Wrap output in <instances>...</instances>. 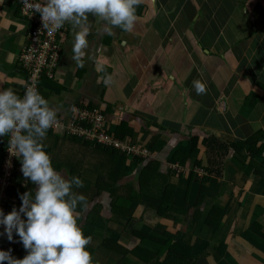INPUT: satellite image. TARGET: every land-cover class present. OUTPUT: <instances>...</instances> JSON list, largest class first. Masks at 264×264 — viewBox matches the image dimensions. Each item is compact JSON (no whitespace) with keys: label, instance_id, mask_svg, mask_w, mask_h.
<instances>
[{"label":"crops","instance_id":"0c3cea01","mask_svg":"<svg viewBox=\"0 0 264 264\" xmlns=\"http://www.w3.org/2000/svg\"><path fill=\"white\" fill-rule=\"evenodd\" d=\"M137 15L132 32L117 28L113 35L89 16L88 51L105 65L110 84L99 82L103 74L92 60L83 68L71 60L68 25L54 80L39 88L57 118L75 106L99 109L108 132L146 147L145 165L153 162L165 178L157 183L175 190L178 212L161 216L124 204L127 214L114 215L115 190H98L95 173L109 182L106 167L115 158L47 133L44 150L53 167L84 182L73 191L88 202L78 206V222L92 237L87 250L94 264H167L171 254L178 263L194 256L195 264H264V0H144ZM28 31L15 0H0V90L21 95L26 76L19 57ZM195 79L206 84V94H196ZM175 155L188 164L180 166L184 173L171 170ZM142 170L126 161L120 196L136 190ZM18 180L15 196L34 193L29 180ZM3 233L4 226L0 250L22 259L19 237L13 233L9 241Z\"/></svg>","mask_w":264,"mask_h":264},{"label":"clouds","instance_id":"9594fccd","mask_svg":"<svg viewBox=\"0 0 264 264\" xmlns=\"http://www.w3.org/2000/svg\"><path fill=\"white\" fill-rule=\"evenodd\" d=\"M33 13H39L42 28L52 36L66 23L73 31L71 60L83 68L86 59L94 62V70L103 75L99 82L108 85L112 77L103 63L89 53V16L108 35L114 29L130 33L138 21L137 10L144 0H23ZM155 0H153V3ZM197 95L207 86L199 79L192 81ZM58 109L53 108L34 87H26L21 97L12 88L0 90V137L9 136L8 151L19 159L20 171L35 190L20 195L21 205L5 214L0 209V225L9 241L13 233L26 251L22 259L14 258L11 249L0 250V264H94L87 250L92 237L78 226V206L86 207L87 199L73 188H83L79 177L65 178L52 165L44 150L48 130L58 126ZM22 215L24 218H22Z\"/></svg>","mask_w":264,"mask_h":264},{"label":"built area","instance_id":"2783aa9c","mask_svg":"<svg viewBox=\"0 0 264 264\" xmlns=\"http://www.w3.org/2000/svg\"><path fill=\"white\" fill-rule=\"evenodd\" d=\"M15 2L22 19L29 25L27 44L19 57V66L26 76L25 86L21 92L22 97L26 87L31 86L39 91L43 79L54 80L61 54L60 42L64 39L69 24L66 23L56 33L49 36L42 28L39 13H33L28 9L23 0H15ZM29 2L41 3L42 0H29ZM57 120L58 126L49 129L48 133L77 139L91 148L100 147L114 151L129 159L148 160L150 158L151 154L146 147L132 144L126 139L109 133L104 125L105 117L99 109L75 106L65 117L57 118ZM20 168L19 159L12 156L7 148L0 174V209L4 213H6L9 203L17 201V197L14 194H9V191L16 189L18 184H22L20 180L17 181L23 176ZM171 170L177 174L185 172L178 164L173 165ZM2 226L0 225V228Z\"/></svg>","mask_w":264,"mask_h":264},{"label":"trees","instance_id":"16d2710c","mask_svg":"<svg viewBox=\"0 0 264 264\" xmlns=\"http://www.w3.org/2000/svg\"><path fill=\"white\" fill-rule=\"evenodd\" d=\"M43 81L48 82L49 80L43 79L42 82ZM25 82H26V80H25ZM40 86H41V84H40ZM23 89H24V87H23ZM116 136L121 138V136H119V135H116ZM5 139L9 140V136L6 137ZM71 140L76 141L77 143L79 142L81 145L89 147L87 144L81 143L77 139L76 140L71 139ZM195 145L196 144L191 145L193 151L197 147V145L196 146ZM7 147H8V143L6 145V148L2 151V161L0 162V174H1V170H2V165H3L4 160H5V154H6ZM89 148H91V147H89ZM93 149H95V152H97L100 155H103L102 152H107V153H110L115 158V160L112 159V161H110L108 159L109 163L107 164L106 170L108 172L107 175H110V176H106L105 179L109 182L105 183L102 180L103 176L100 174L101 173L100 170L95 173V175L97 174L96 187L98 190H101V188H105V187H109V186H112V189L115 190V191H112V194L115 195V199L112 200V213L114 215H120V213H123L122 215L127 214L126 212H123L125 210V207H122L124 204H127V207L129 205L130 206L139 205L142 207V209H153L157 212L158 215H161V216H164V215L170 214V213L178 212L179 209H176V207L173 205L174 200H175L174 188L168 184L167 185L165 184L162 187L163 183L162 184L157 183V181L165 180V178L161 174V171L158 170V167L156 164H154L153 162H149L145 165L146 160H142L139 158L138 159L137 158L129 159L126 156L118 155L114 151L105 150V149L100 148V147L93 148ZM251 150H253V149H251ZM189 158H192V155H189L187 160ZM126 161H131L132 164L143 167V170L140 173V176L138 178V181L136 184V190H134L133 188H130V191L128 192V194L125 195L124 197H122L119 195L120 193L118 192L117 189H119V187H120L119 185L122 182V175L124 172V167L126 166ZM173 162L178 163L182 167L188 168V164H186V161L182 160L180 157L178 158V155L174 156ZM101 164H103V162ZM195 165L200 166L199 163H195ZM195 165H194V167H195ZM103 166H106V165L103 164ZM192 174H193V172H192ZM17 181H18V179H17ZM12 190H14V189H12ZM12 190L9 191V194H14V193H12ZM169 193L171 195H169ZM16 196H17V199H19L18 201H20L19 192L16 193ZM13 207H15L18 210L19 209V203L17 201L12 202V204L9 203V205L6 208L5 214L10 212L13 209ZM121 210H123V211H121ZM22 218H23V216H22ZM78 226H80L79 222H78ZM140 237H141V239H144L147 237V234L140 233ZM168 244H169L170 250L174 251L176 248L175 244L171 245L170 241L168 242ZM171 256L172 257L169 259L167 264H195V260H196L195 257L193 256L192 258H189L188 260L186 259L185 260L186 263H183V262L178 263V262L173 261V258H176L178 256L176 254H171ZM183 258H185V257H183ZM176 259H178V258H176Z\"/></svg>","mask_w":264,"mask_h":264},{"label":"rangeland","instance_id":"374dc122","mask_svg":"<svg viewBox=\"0 0 264 264\" xmlns=\"http://www.w3.org/2000/svg\"><path fill=\"white\" fill-rule=\"evenodd\" d=\"M136 145V144H135ZM138 146H141V145H138Z\"/></svg>","mask_w":264,"mask_h":264}]
</instances>
